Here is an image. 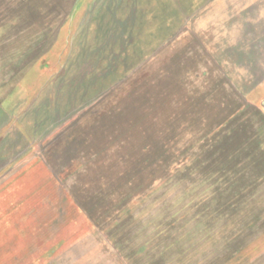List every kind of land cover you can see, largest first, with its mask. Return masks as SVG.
Segmentation results:
<instances>
[{
	"label": "rangeland",
	"instance_id": "rangeland-1",
	"mask_svg": "<svg viewBox=\"0 0 264 264\" xmlns=\"http://www.w3.org/2000/svg\"><path fill=\"white\" fill-rule=\"evenodd\" d=\"M127 1L0 0V264H264V0Z\"/></svg>",
	"mask_w": 264,
	"mask_h": 264
},
{
	"label": "trees",
	"instance_id": "trees-1",
	"mask_svg": "<svg viewBox=\"0 0 264 264\" xmlns=\"http://www.w3.org/2000/svg\"><path fill=\"white\" fill-rule=\"evenodd\" d=\"M127 2L130 3L131 6H133V7H131L129 5L130 6L129 8H131V10H132V8H134V9L136 8L135 13L137 14L136 17L138 20H141V17H140L141 12L143 14H147L146 12L148 10L150 13H153L152 10H154V13H155V11L159 13V11L162 10L165 2H170V3L172 2L173 7L175 9L177 7L175 0H129ZM137 12H140V15H139L140 18H138ZM133 22H131V23H133ZM153 22H154V20H153ZM153 22L151 23L152 25H153ZM234 50L235 51L242 50L241 52H239V54H245V56H240V55L234 56L233 55L234 51L231 53L229 50H227V52H225L223 55V57H225L224 58L225 59V68L223 71H224V74L229 77L228 67L230 65H241V64L248 65V67H249L248 74L246 76L243 75L245 77V81L247 82V84H243L244 86H242L241 84H238V83L236 84V86L238 87L237 89L241 90L243 98H244V97H246V94H247V92H249L250 88L254 87L256 84H258L262 81V78H263L262 74H255L251 70V67L254 69L255 67H257V65H258V63H260V61L256 60L254 55H253L255 47L252 44H249V43L244 44V45L239 44V46H237V48H235ZM259 65L262 66L263 64L261 63ZM234 82H233V80H230V83L234 84ZM248 83H249V85H248ZM124 215L125 214L122 212V210L117 213V216L119 217L118 219H122V221L123 220L125 221L127 219ZM115 222H118V220L116 219L114 221V223ZM112 225H113V223L110 226H112Z\"/></svg>",
	"mask_w": 264,
	"mask_h": 264
}]
</instances>
